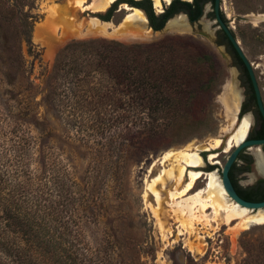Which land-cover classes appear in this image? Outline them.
<instances>
[{
	"label": "trees",
	"instance_id": "trees-1",
	"mask_svg": "<svg viewBox=\"0 0 264 264\" xmlns=\"http://www.w3.org/2000/svg\"><path fill=\"white\" fill-rule=\"evenodd\" d=\"M11 1L9 16L16 22L12 28L0 22V65L8 69L3 72L0 66L4 76L0 86L13 87L0 94V264L15 260L74 264L69 251L73 227L96 217L98 185L114 176L121 161L117 155L121 141L111 132L130 128L146 129L152 135L172 132L178 122L197 114L196 104L203 101L190 89L211 82L214 62L201 46L175 37L149 45H127L101 37L73 40L57 52L37 99L34 86L25 81L21 51L23 40L31 44L35 0ZM208 1L213 2L172 0L156 13L151 0H115L95 15L109 21L120 2L128 3L140 8L157 31L177 13H185L191 22L197 20ZM235 56L254 100L248 72L236 52ZM41 105L93 151L95 157L83 177L74 173L64 148L52 141L51 126L40 122ZM245 110L242 107L241 112ZM260 118L255 138H264V119ZM106 129L111 130L109 134ZM235 166L236 161L229 177L238 195L264 199V181L238 186L233 177ZM82 248V264H89L90 245L83 241ZM93 251L96 264L109 263L101 246H94Z\"/></svg>",
	"mask_w": 264,
	"mask_h": 264
},
{
	"label": "rangeland",
	"instance_id": "rangeland-1",
	"mask_svg": "<svg viewBox=\"0 0 264 264\" xmlns=\"http://www.w3.org/2000/svg\"><path fill=\"white\" fill-rule=\"evenodd\" d=\"M76 1L35 0L36 6L32 10L35 20L31 31V44L23 40L21 51L27 70L25 81L34 86L37 99L44 90L57 52L73 40L101 37L127 45H149L175 37L201 46L212 57L214 71L207 86H193L190 89L199 102L203 101V104H196L199 107L197 114L191 115L187 121L178 122L172 132L152 135L146 129L135 128L111 132L117 136V141H121L120 151L117 153L121 161L114 176L98 185V209L93 222L84 220L77 227H73V237L70 238L73 244L69 251L75 259L74 264H82L83 241L90 245L86 254L90 260L89 264H96L94 246H101L103 251L108 253L107 264H264V222L240 229L236 235L231 233L229 224L223 220L212 221L211 226L196 223L191 233L186 232L182 222L185 220L186 223L187 215H181L173 206L180 197L169 196V192L181 189L186 179L173 177L166 179L163 184L157 181L154 188L160 192L159 204L149 188L151 179L163 168L160 163L163 154L168 150H183L187 147L198 151L204 159V165L195 167L200 169L203 175L197 180L193 190L205 186L207 172L215 171L221 179V168L229 154L225 151L226 143L222 144L221 140L227 141L231 134L230 130L228 131L230 121L221 101L227 86H233L242 96L241 103L244 102L248 106L246 112L250 113L253 121L250 131L258 129L260 120L257 121L258 112L251 103L243 66L231 54L230 49L221 44L216 47L214 38L219 27L211 16L212 6H206L202 17L194 24L188 21V17L186 21L183 15L173 16V19L182 18L188 30L173 25L171 21L163 31H154L149 27L147 20L144 24L124 20L129 11L121 8L119 3L112 19L108 21L110 24L107 30L103 31L101 27L94 26L92 18H98L95 13L105 11L111 4L105 10H93L90 7H82ZM90 1L82 2L87 4ZM151 2L156 13L162 12L169 4L164 0H161L159 6L155 0ZM11 3V0H0V22H5L10 28L16 22L9 16L12 12ZM221 6L224 18L252 63L264 103V0H221ZM53 13L56 14L54 17ZM241 15H247V18L243 20ZM254 16L260 18L255 20ZM192 28L195 31H192ZM200 29L213 36V41L196 33ZM1 67V71H8L6 66ZM0 77L4 79L2 72ZM2 85L0 94L5 89H13L7 85L2 89ZM39 114L40 122L51 126L52 141L57 147L64 148L74 173L83 177L89 162L95 157L93 151L82 146V143L76 140L74 131L60 125L51 113L46 112L43 105L39 106ZM110 131L106 129L105 134ZM216 138L220 139L221 143L218 147H211ZM251 147H260L264 152V145ZM212 152L217 155L214 158L216 163L208 158ZM257 152L255 151V156ZM245 153L250 156L252 162L248 171L236 173L237 183L241 187L255 185L258 180H264L261 175L253 177L255 159L250 150L245 149ZM211 165L214 167L210 168ZM242 166H245L243 160L237 159L236 167ZM105 170L106 167L104 172ZM193 190L188 195L192 194ZM206 214L213 217L212 208H209ZM7 263L21 264L16 260ZM31 264L38 263L33 261ZM47 264L55 263L51 260Z\"/></svg>",
	"mask_w": 264,
	"mask_h": 264
},
{
	"label": "bare ground",
	"instance_id": "bare-ground-1",
	"mask_svg": "<svg viewBox=\"0 0 264 264\" xmlns=\"http://www.w3.org/2000/svg\"><path fill=\"white\" fill-rule=\"evenodd\" d=\"M83 0H77V4L82 5V7H90L93 10H102L106 9L111 3L115 0H91L87 4L82 2ZM167 3H170L171 0H164ZM157 6L161 4V0H155ZM121 8L127 9L129 12L124 16V20H132L136 23H145L147 17L144 15V12L138 7L130 6L126 3H121ZM56 14L53 13L54 17ZM177 16L183 15L186 19L184 13H178ZM168 19V22L173 23V25L188 30L185 21L182 18ZM255 20H258L260 16H254ZM94 26L101 27L103 31L107 30L110 22L101 21L100 19L94 17L92 18ZM148 22V21H147ZM169 24V23H168ZM123 26V25H122ZM113 32V31H111ZM145 33V32H144ZM223 96L221 98L223 107L225 109L226 117L230 121V135L225 140H221L222 144L226 142L225 151L228 152L230 149L237 146L243 139L246 134L249 132V126L251 124V115L245 114L240 122L238 121L240 110V104L242 96L237 92L233 86H227L224 88ZM220 139L216 138L214 144H211V147H218L221 143ZM231 151V150H230ZM216 153L212 152L209 154L208 158L217 162ZM257 167L262 175H264V158L260 152H257ZM160 163L163 165V168L160 172L151 179L149 183V188L152 194L155 196L157 203H160V192L154 188L157 181H160L162 184L166 179H171L176 177L178 179H186L184 186L175 191L169 192V196L180 197L179 200L174 202V210L178 211L181 215L186 216L183 223L186 232H192L195 228L196 223L203 224V226H211L212 221L219 222L223 220L226 224H229L230 231L233 235L243 228L248 227L251 224L263 223L264 222V207L258 208L256 211H252L250 208L240 205L234 201L227 191L225 190L222 179L216 174L215 171L207 172L206 174V183L205 186L201 189L193 190L196 182L203 175L200 169H195L204 165V159L200 153L190 147H187L183 150H168L166 151L160 159ZM193 190L194 192L190 195L188 193ZM197 208V209H196ZM212 208L213 217H208L206 214L207 210ZM156 212V211H154ZM189 217V218H188ZM235 221V222H234ZM231 225V223H233ZM180 233V232H179ZM232 235V236H233Z\"/></svg>",
	"mask_w": 264,
	"mask_h": 264
},
{
	"label": "water",
	"instance_id": "water-1",
	"mask_svg": "<svg viewBox=\"0 0 264 264\" xmlns=\"http://www.w3.org/2000/svg\"><path fill=\"white\" fill-rule=\"evenodd\" d=\"M188 1H190V0H188ZM121 3L122 2H120V4ZM220 4H221V0H214V12L216 14V20H218V22L220 23L221 27L223 28L224 32L226 33V35L229 39L231 45L235 49L238 56L241 58L244 66L248 72V75L250 77V80H251V83H252V86H253V89L255 92V97H256L258 109L264 118V103L261 99L259 87H258V84L256 81V77L254 75V68L252 67V63L248 60V58L244 54V52H243L241 46L239 45V42L236 39L234 33L232 32L230 27L228 25H226L224 23V21L222 20V18L220 17V13H219L220 12ZM186 17H187V15H186ZM240 18L245 20L247 18V15H241ZM167 21L164 24L163 28L160 30H157V31H163L164 29H166L167 24H168ZM192 31H195V30H193V28H192ZM196 33H198L199 35H202L204 37H208L210 39V41H213L212 36L203 29L198 30ZM216 47H217V45H216ZM223 55H224V53H223ZM262 144H264V138L249 139L248 133H247L245 138L243 139V141H241L237 146H235L234 148L231 149V151L228 154L226 161L224 162V164L221 168V173H220L221 179H222V184H223L225 190L227 191V193L229 194V196L234 201L239 203L240 205L246 206V207L250 208L252 211H256L258 208L264 207V199H262V200H247V199H244L241 196H239L238 193L236 192L233 184H232L230 177H229V170H230L233 162L236 160V157H237V155L241 149L246 148V147H250L253 145H262Z\"/></svg>",
	"mask_w": 264,
	"mask_h": 264
},
{
	"label": "flooded vegetation",
	"instance_id": "flooded-vegetation-1",
	"mask_svg": "<svg viewBox=\"0 0 264 264\" xmlns=\"http://www.w3.org/2000/svg\"><path fill=\"white\" fill-rule=\"evenodd\" d=\"M209 5H211L212 6V14H211V16H213L214 17V22H216L217 23V26L219 27V31H218V33H217V35H216V37L214 38V41H216L217 42V47H218V45L219 44H221V45H223L224 46V48H227V49H230L231 50V54H233L234 56H235V49L233 48V46L231 45V43H230V41H229V39H228V37H227V35H226V33L224 32V30H223V28L221 27V25H220V23L218 22V20H216V14H215V12H214V0H213V2H211V1H208V2H206L205 4H204V7H203V12H202V15H203V13H204V10H205V8H206V6L208 7ZM140 9V8H139ZM221 9H222V6H221V4H220V17L222 18V20L224 21V23L226 24V25H228L229 27H230V29H231V26L228 24V21H226V19L224 18V16H223V13L221 12ZM202 15L197 19V20H195V21H193V22H191L189 19V21L191 22V23H195V22H198L199 21V19L202 17ZM146 16V15H145ZM223 16V17H222ZM148 21V20H147ZM232 30V29H231ZM233 32V31H232ZM234 33V32H233ZM212 39H213V36H212ZM215 43V42H214ZM238 55V54H237ZM236 57V56H235ZM240 58V57H239ZM241 59V58H240ZM242 61V60H241ZM243 63V62H242ZM244 65V64H243ZM250 78V77H249ZM248 90V93H249V96H250V98H251V103L253 104V106H255V108H256V110H257V112L259 111V109H258V106H257V101H256V97H255V99L253 100V97H252V91L251 90H249V89H247ZM253 92H254V89H253ZM254 95H255V92H254ZM242 100V99H241ZM242 107H245V112H241V109H242ZM248 110V106L243 102V103H241L240 104V113L238 112V114L237 115H239V119H238V121L236 120V123H238V122H240V120H241V118L245 115V114H250V113H248V112H246ZM259 113H260V111H259ZM259 113H257V121L258 120H260L261 121V118H260V116H262L261 115V113H260V115H259ZM251 117V116H250ZM262 118H263V116H262ZM264 119V118H263ZM252 123H253V121H252V117H251V124H250V126H249V132H248V138L249 139H254L255 137H253V135H254V132L253 131H250V129H251V126H252ZM260 128V122H259V126H258V129ZM257 129V130H258ZM249 133H251V135L249 136ZM226 143V142H225ZM262 145H264V144H262ZM245 149H248V150H250V152H251V154L254 156V159H255V162H254V171H253V177H256V175H261V176H263L264 177V175H262L261 174V172L259 171V169H258V167H256V161H257V158H256V156H255V151H258V152H260L261 154H262V156H263V158H264V152H263V150L260 148V147H258V148H256V149H254L253 147H246V148H243V149H241L240 151H239V153H238V155H237V157H236V160L235 161H237V159H241V160H243V162H244V164H245V166H242V167H236L235 168V170H234V172H233V177H234V180H236V173L237 172H244V171H248L249 170V164H251V162H252V160H251V158H250V156L249 155H247V153H245ZM231 150V149H230ZM230 150L228 151V152H230ZM209 154V153H208ZM234 161V162H235ZM234 162H233V164H234ZM232 164V165H233ZM231 169V168H230ZM230 171V170H229ZM262 180V179H261ZM258 181H260V180H258ZM257 181V182H258ZM264 181V180H263ZM236 183H237V180H236ZM237 185L238 186H240L238 183H237ZM251 186H253V185H251Z\"/></svg>",
	"mask_w": 264,
	"mask_h": 264
}]
</instances>
